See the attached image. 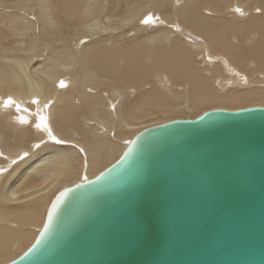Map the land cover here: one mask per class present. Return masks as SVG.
I'll return each mask as SVG.
<instances>
[{
  "label": "bare ground",
  "instance_id": "1",
  "mask_svg": "<svg viewBox=\"0 0 264 264\" xmlns=\"http://www.w3.org/2000/svg\"><path fill=\"white\" fill-rule=\"evenodd\" d=\"M254 106L264 0H0V264L33 242L56 192L141 130ZM38 112L65 143L34 127Z\"/></svg>",
  "mask_w": 264,
  "mask_h": 264
},
{
  "label": "water",
  "instance_id": "2",
  "mask_svg": "<svg viewBox=\"0 0 264 264\" xmlns=\"http://www.w3.org/2000/svg\"><path fill=\"white\" fill-rule=\"evenodd\" d=\"M4 264H264V107L141 130Z\"/></svg>",
  "mask_w": 264,
  "mask_h": 264
},
{
  "label": "snow or ice",
  "instance_id": "3",
  "mask_svg": "<svg viewBox=\"0 0 264 264\" xmlns=\"http://www.w3.org/2000/svg\"><path fill=\"white\" fill-rule=\"evenodd\" d=\"M237 11H239V9H237ZM144 24H149V23H153L154 22V18L151 16V14H149L148 16H146L144 18L143 21H141ZM60 86L63 87L64 86V82L61 81L60 82ZM33 103H38V101L33 100ZM12 104L16 105L17 110H20V104L16 103L12 97H8L7 99H4L2 101V106L3 107H9ZM44 107H47V104L44 105ZM25 111H27V109H25ZM19 120L21 123H28V120L21 116L19 117ZM35 128H37L38 130H43L47 133L48 139L51 141H54L56 144H63L65 143L64 140L58 139L52 132V129L50 128L49 124H48V117L40 112H38V119H37V123L34 125ZM45 141L44 140H40L39 143L33 144L32 147L33 148H39L41 144H44ZM2 155V154H0ZM28 156L27 152H24L22 156H19L18 159H23L24 157ZM12 163H16L15 160L12 161ZM5 171L4 169H0V172ZM84 182L87 183V179H84ZM67 192V189H65L63 192H61L56 198L55 200L52 202L51 204V208L48 210V219L51 220L52 214L53 212H55L57 205L60 203L61 199L63 198V196L65 195V193ZM45 228H47V223H45Z\"/></svg>",
  "mask_w": 264,
  "mask_h": 264
},
{
  "label": "rangeland",
  "instance_id": "4",
  "mask_svg": "<svg viewBox=\"0 0 264 264\" xmlns=\"http://www.w3.org/2000/svg\"><path fill=\"white\" fill-rule=\"evenodd\" d=\"M105 4V3H104ZM106 5V4H105ZM60 44V43H59ZM57 45H58V43H57ZM6 162V161H5Z\"/></svg>",
  "mask_w": 264,
  "mask_h": 264
}]
</instances>
